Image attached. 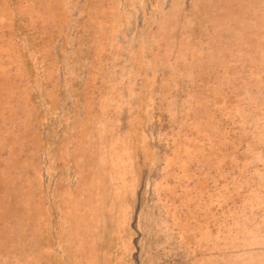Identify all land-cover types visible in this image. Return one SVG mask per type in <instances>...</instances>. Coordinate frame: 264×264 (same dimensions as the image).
I'll list each match as a JSON object with an SVG mask.
<instances>
[{"label":"rangeland","instance_id":"374dc122","mask_svg":"<svg viewBox=\"0 0 264 264\" xmlns=\"http://www.w3.org/2000/svg\"><path fill=\"white\" fill-rule=\"evenodd\" d=\"M0 264H264V0H0Z\"/></svg>","mask_w":264,"mask_h":264},{"label":"water","instance_id":"95a60500","mask_svg":"<svg viewBox=\"0 0 264 264\" xmlns=\"http://www.w3.org/2000/svg\"><path fill=\"white\" fill-rule=\"evenodd\" d=\"M139 208H140V205H138L137 209H136V215H135L134 222H133L134 228H136L137 213H138ZM136 241H137V239H136ZM136 258H137V255H136Z\"/></svg>","mask_w":264,"mask_h":264}]
</instances>
